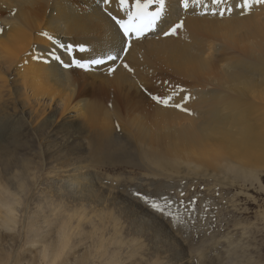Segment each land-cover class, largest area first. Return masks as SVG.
Returning a JSON list of instances; mask_svg holds the SVG:
<instances>
[{
    "label": "bare ground",
    "instance_id": "1",
    "mask_svg": "<svg viewBox=\"0 0 264 264\" xmlns=\"http://www.w3.org/2000/svg\"><path fill=\"white\" fill-rule=\"evenodd\" d=\"M243 3L189 0L184 8L182 0H167L164 18L137 38L125 36L108 15L127 19L119 0H0V95L18 74L22 89L31 91L26 100L57 97L65 111L78 113L87 133L107 142L129 138L148 171L185 179L215 170L217 185L219 175L229 174L257 182L252 163L264 159V4L248 11ZM181 21L183 28L165 35ZM109 54L118 58L88 69L73 63ZM169 95L192 114L153 99ZM3 98L0 123L6 124ZM80 132L67 129V141ZM5 134L0 130V140ZM6 190L0 186V227L9 232L20 199ZM67 221L57 246L39 252V264L64 254L73 234Z\"/></svg>",
    "mask_w": 264,
    "mask_h": 264
},
{
    "label": "rangeland",
    "instance_id": "2",
    "mask_svg": "<svg viewBox=\"0 0 264 264\" xmlns=\"http://www.w3.org/2000/svg\"><path fill=\"white\" fill-rule=\"evenodd\" d=\"M20 78L0 95V186L20 199L14 227H0V264L41 263L68 219L73 234L54 264H264V159L252 163L257 182L148 171L132 140L96 138L61 99L30 100ZM70 127L81 131L72 144Z\"/></svg>",
    "mask_w": 264,
    "mask_h": 264
},
{
    "label": "snow or ice",
    "instance_id": "3",
    "mask_svg": "<svg viewBox=\"0 0 264 264\" xmlns=\"http://www.w3.org/2000/svg\"><path fill=\"white\" fill-rule=\"evenodd\" d=\"M104 3H110L111 0H103ZM200 0H193V3H199ZM214 3L220 4L222 0H213ZM166 3L167 0H134V4L132 5L131 11H129V0H119L120 8L126 13L127 19H117V17L112 16L109 12L108 15L112 17V19L119 25L120 29L123 31L125 36H135L137 38L142 37L148 31H152L156 28L157 24L164 18L166 13ZM182 4L184 8H188L189 0H182ZM254 4H264V0H244L243 7L248 11H251ZM220 15H224L223 12ZM184 23L181 21L180 23L175 24L171 27L168 32H165V35H175L177 30L183 28ZM3 29H0L2 32ZM45 35H47L45 33ZM51 39V37H49ZM69 54H71L72 49H66ZM80 51H84L83 48ZM50 56H53L55 59L59 60L60 57L55 54V51L49 53ZM118 57L114 55H107L106 58L103 59H92L88 63H80L79 61L73 60V63L78 67L88 69L93 65H101L106 63V61H114ZM39 59V57H37ZM125 67H128L126 64ZM110 72L115 71V69H109ZM183 91V89H181ZM172 95H169L166 98L154 96L153 99L156 100L157 103L164 106H173L181 111L187 112L190 115L191 111L183 106V104L176 103L172 104ZM191 97H185L184 100L187 102ZM168 201L165 200L164 206L166 207ZM155 210L163 212V208L158 206L155 203L151 205Z\"/></svg>",
    "mask_w": 264,
    "mask_h": 264
}]
</instances>
